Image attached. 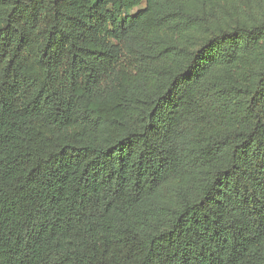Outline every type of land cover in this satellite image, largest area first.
<instances>
[{"label": "trees", "instance_id": "16d2710c", "mask_svg": "<svg viewBox=\"0 0 264 264\" xmlns=\"http://www.w3.org/2000/svg\"><path fill=\"white\" fill-rule=\"evenodd\" d=\"M222 1L0 0V264H264V0Z\"/></svg>", "mask_w": 264, "mask_h": 264}, {"label": "rangeland", "instance_id": "374dc122", "mask_svg": "<svg viewBox=\"0 0 264 264\" xmlns=\"http://www.w3.org/2000/svg\"><path fill=\"white\" fill-rule=\"evenodd\" d=\"M208 6L210 7H214V8H217V9H221V6L223 5V1L222 0H206ZM145 4H142L141 6L133 9L132 12H136L137 10L141 9V8H144Z\"/></svg>", "mask_w": 264, "mask_h": 264}]
</instances>
